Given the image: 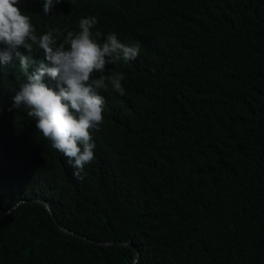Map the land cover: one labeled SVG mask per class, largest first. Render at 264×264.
<instances>
[{
	"label": "trees",
	"instance_id": "trees-1",
	"mask_svg": "<svg viewBox=\"0 0 264 264\" xmlns=\"http://www.w3.org/2000/svg\"><path fill=\"white\" fill-rule=\"evenodd\" d=\"M42 5H19L36 34L63 42L95 16L140 54L106 66L126 94L101 91L82 180L26 107L9 111L26 76L0 66V264H134L136 248L137 264H264V0Z\"/></svg>",
	"mask_w": 264,
	"mask_h": 264
},
{
	"label": "clouds",
	"instance_id": "clouds-1",
	"mask_svg": "<svg viewBox=\"0 0 264 264\" xmlns=\"http://www.w3.org/2000/svg\"><path fill=\"white\" fill-rule=\"evenodd\" d=\"M62 2L43 0L44 15ZM20 3L0 0V66L15 58L26 76V82L11 97L9 111L26 107L35 129L66 158L74 169L73 176L82 180L85 167L95 159L92 132L99 131L104 120L101 91L126 94L122 85L125 74L104 75L106 66L117 60L134 61L140 49L122 43L114 32L106 36L94 33L98 23L95 16L81 18L78 31L66 29L63 42H58V28L38 35ZM34 48L42 51L43 62L37 64L33 59ZM33 65L36 67L30 71ZM97 73L101 75L94 78ZM45 76L55 82L54 86L45 82Z\"/></svg>",
	"mask_w": 264,
	"mask_h": 264
},
{
	"label": "water",
	"instance_id": "water-1",
	"mask_svg": "<svg viewBox=\"0 0 264 264\" xmlns=\"http://www.w3.org/2000/svg\"><path fill=\"white\" fill-rule=\"evenodd\" d=\"M40 202L46 207V209H47L48 211H50V207H49V205H48V203H47L46 201H42V200H40ZM62 231H65V232H67V233L73 234L72 232H70V231H66V230H64V229H62ZM85 239H86V238H85ZM110 243H118V244H120V243H125V242H122V241H114V242H108V241H105V242H102V244H110ZM135 251H136V257H135V262H134V264H137V261H138V259H139L138 248H136Z\"/></svg>",
	"mask_w": 264,
	"mask_h": 264
}]
</instances>
